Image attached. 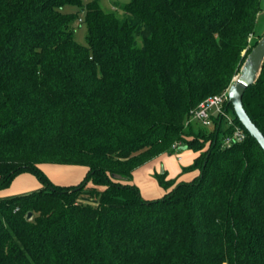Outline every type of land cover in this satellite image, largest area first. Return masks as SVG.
<instances>
[{
    "label": "trees",
    "instance_id": "trees-1",
    "mask_svg": "<svg viewBox=\"0 0 264 264\" xmlns=\"http://www.w3.org/2000/svg\"><path fill=\"white\" fill-rule=\"evenodd\" d=\"M262 13V0H0V190L25 172L41 183L0 197V264H264L263 149L230 103L242 141L222 147L220 116L186 122L228 88ZM242 102L264 135V61ZM175 142L197 153L181 169L194 175L158 173L166 191L143 198L133 171ZM43 162L87 172L59 185Z\"/></svg>",
    "mask_w": 264,
    "mask_h": 264
},
{
    "label": "rangeland",
    "instance_id": "rangeland-1",
    "mask_svg": "<svg viewBox=\"0 0 264 264\" xmlns=\"http://www.w3.org/2000/svg\"><path fill=\"white\" fill-rule=\"evenodd\" d=\"M87 0H82L83 5H85V2ZM130 0H100V5L102 6L103 9H110L111 5L114 3H126L129 2ZM262 8H263V13L260 15V18L258 20V25H257V31L261 32L264 30V0H262ZM62 11L63 12H77L78 16L83 17L84 10L71 4H65L62 6ZM85 33H86V27L83 22H78L76 20L74 22V38L78 43L84 44L85 43ZM187 120V116H186ZM191 124V123H190ZM194 127L196 124L192 123ZM191 124V125H192ZM192 125V126H193ZM193 153H196L195 151L189 149L186 147L184 143H180L177 148L173 149L171 152H164V154L160 155L159 158L157 159V167H156V172H152V174H148V170L150 167H153L152 164L145 165L140 169V171H137L135 173V176L132 175L131 182L136 184L138 183L139 186V191L140 194L143 198L146 199H156L157 197H161L162 194L166 191V189L161 186L158 183L157 180V174L162 173V171H167V168L171 170L176 169V168H181L183 165H187L186 163H190L188 161L189 157L193 155ZM177 156H181L182 160H178ZM163 159L165 162L163 163ZM187 161V162H186ZM39 168L44 172L45 175H47L50 180H52L54 183L59 184V185H71V184H77L79 183L85 176L87 172V167L84 165H68V164H60V163H52V162H43L38 164ZM147 166V167H146ZM170 167V168H169ZM168 173V172H166ZM28 175L31 178H34L38 183L39 180L37 177L29 172L21 173L17 175L11 184L7 186L6 188H3L0 190V195H4L7 193L13 194V195H18V191L22 189H27V188H22L23 183V176ZM41 185V183H40ZM155 185L156 191L152 188ZM98 189H103V185H97ZM30 189V188H29ZM31 190H25L26 192L32 191ZM12 196V195H11Z\"/></svg>",
    "mask_w": 264,
    "mask_h": 264
},
{
    "label": "water",
    "instance_id": "water-1",
    "mask_svg": "<svg viewBox=\"0 0 264 264\" xmlns=\"http://www.w3.org/2000/svg\"><path fill=\"white\" fill-rule=\"evenodd\" d=\"M264 61V33L258 39L256 45L246 55L244 62L242 63L239 72L235 75L232 82L227 88V104H231L232 110L243 127L247 130L249 135L254 138L259 146L264 151V135L258 126L252 121L248 113L246 112L242 96L244 90L251 84H253L262 68ZM31 217V213L27 214V218Z\"/></svg>",
    "mask_w": 264,
    "mask_h": 264
},
{
    "label": "built area",
    "instance_id": "built-area-1",
    "mask_svg": "<svg viewBox=\"0 0 264 264\" xmlns=\"http://www.w3.org/2000/svg\"><path fill=\"white\" fill-rule=\"evenodd\" d=\"M227 100V88L220 93L208 96L195 108L190 110L186 121H197L203 126L210 127L213 124V117H222L226 121L227 125L232 127L231 134L226 135L223 138L222 147L229 146L236 141H242L246 136L243 129L234 122L232 115L228 112L226 107ZM178 145L179 142H175L171 147L172 149H175Z\"/></svg>",
    "mask_w": 264,
    "mask_h": 264
},
{
    "label": "crops",
    "instance_id": "crops-1",
    "mask_svg": "<svg viewBox=\"0 0 264 264\" xmlns=\"http://www.w3.org/2000/svg\"><path fill=\"white\" fill-rule=\"evenodd\" d=\"M162 154H164V153H161L160 155H162ZM196 154L197 153H193V155H191V157H189V159H188V161H190V163L192 162V160H193V158L196 156ZM160 155H158L157 157H155V158H153L152 160H150V161H148L147 163H145V164H143V165H141V166H139L138 168H136L134 171H133V174L132 175H134L135 176V173L137 172V171H140V169H142V167H144L145 165H149V164H152V166L153 167H150V169L148 170V174L150 175V174H152V172H156V167H157V159L159 158V156ZM179 157V158H178ZM177 159L180 161V160H182V158H181V156H177ZM165 162V160L163 159V163ZM187 162V161H186ZM190 163H186L187 165L188 164H190ZM183 166H186V165H183ZM182 166V167H183ZM147 167V166H146ZM182 167L181 168H176V169H172L171 170V168L170 169H168L167 168V171H162V173L163 172H168V173H166V178H176V180H179L180 178H182V179H185V180H188V179H190L193 175H194V173L193 172H188V173H181V169H182ZM22 179H24L23 180V185H22V188H27V189H22V190H20V191H18V193H16V194H23V193H28V192H26L25 190H31V189H33V190H36V189H38V188H40L41 187V185H40V183H38L36 180H34V178H31L30 176H28V175H24L23 176V178ZM138 188H139V184L138 183H136L135 184ZM30 188V189H29ZM154 190H155V192H157L156 191V188H155V185L152 187ZM32 190V191H33ZM29 192H31V191H29ZM164 194V193H163ZM162 194V195H163ZM14 196L13 194H10V193H7V194H4V195H0V197H3V198H6V197H10V196ZM157 198H159V197H157ZM146 199V198H145Z\"/></svg>",
    "mask_w": 264,
    "mask_h": 264
}]
</instances>
